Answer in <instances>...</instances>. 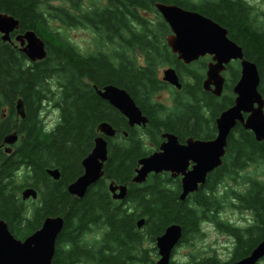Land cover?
<instances>
[{
  "label": "trees",
  "instance_id": "1",
  "mask_svg": "<svg viewBox=\"0 0 264 264\" xmlns=\"http://www.w3.org/2000/svg\"><path fill=\"white\" fill-rule=\"evenodd\" d=\"M156 3L196 11L226 28L244 57L256 64L264 99V12L255 15V6L246 0H90L88 5L82 0H0V13L19 20L18 32L33 30L47 51L44 59L31 62L0 38V145L9 133L18 135L10 153L0 147V218L23 240L46 217H62L53 264H155V239L171 224L182 228L179 244L198 237L203 222H213L233 237L227 261L193 253L186 264L234 262L264 240V141L239 123L228 136L222 165L183 201L179 180L167 173L132 182L139 159L158 149L164 132L176 134L182 143L189 137L213 139L215 119L233 105L232 89L240 76L239 62L233 61L227 65L222 95L205 91L209 57L190 64L177 59L165 42L170 28ZM54 20L59 27L90 28L95 48H77ZM164 67L175 69L181 90L159 78ZM106 85L124 89L147 117L146 125L129 126L97 95L93 87ZM162 90L171 93L170 105L155 100ZM18 99L24 118L16 115ZM48 107L58 112L52 128L43 119ZM101 122L116 130L106 137L104 174L78 198L67 186L82 174L81 161L100 135ZM249 167L250 173L245 171ZM49 169H57L59 178L53 179ZM110 182L127 185L124 199L112 198ZM26 187L37 191V199L22 200ZM226 204L248 211L250 222H223L220 213Z\"/></svg>",
  "mask_w": 264,
  "mask_h": 264
},
{
  "label": "water",
  "instance_id": "2",
  "mask_svg": "<svg viewBox=\"0 0 264 264\" xmlns=\"http://www.w3.org/2000/svg\"><path fill=\"white\" fill-rule=\"evenodd\" d=\"M155 6L170 28V33L165 38L166 44L179 60L190 64L200 57L210 56L202 82L205 91L220 96L225 83L223 72L227 65L233 60H238L240 65V76L232 89L235 95L233 105L223 110L215 119L216 136L213 139L189 137L180 143L176 135L166 132L163 133L165 140L159 149L139 159L137 163L132 179L134 183L145 182L152 173L170 172L172 177L181 175L179 199L183 201L205 184L210 172L221 166L228 136L237 123L250 130L257 141H264V99L258 88L260 76L256 64L244 57L241 46L229 38L226 28L196 11L186 10L174 4L156 3ZM18 28V19L0 13L2 40L14 44L31 62L44 59L47 55L45 42L33 30L18 33L15 36L16 44L11 41L10 32ZM162 79L177 89L182 87L172 67L163 70ZM93 88L97 95L127 119L129 126L146 125L147 117L124 89L114 85H106L101 89L96 86ZM15 109L16 115L24 118L21 99L17 100ZM97 130L100 135L94 139L93 148L81 161L82 174L67 186L68 193L78 198H82L87 189L103 176V165L108 154L106 137H112L116 132L108 122H101ZM17 139L16 132L9 133L3 138L0 147H3L5 153H10L11 145ZM47 173L53 179L59 178L57 169H49ZM108 187L113 199L125 198L127 185L110 182ZM20 195L22 200L36 199L38 193L33 187H26ZM143 223L142 218L137 222L138 228ZM63 224L62 217L48 216L37 230L21 240L10 232L7 223L0 218V264H53L55 243ZM181 236V226L171 224L162 235L156 237V264H170ZM263 258L264 240L245 257L227 264H257Z\"/></svg>",
  "mask_w": 264,
  "mask_h": 264
},
{
  "label": "rangeland",
  "instance_id": "3",
  "mask_svg": "<svg viewBox=\"0 0 264 264\" xmlns=\"http://www.w3.org/2000/svg\"><path fill=\"white\" fill-rule=\"evenodd\" d=\"M249 3L254 5V14H260V11L264 12V0H247ZM84 5L90 4V0H82ZM57 4V2L55 3ZM261 18V17H260ZM52 23L59 28L60 33H63L66 38L70 40L77 48L87 52L95 48L94 43V33L88 27L82 26H71V27H59L58 21H52ZM167 68H161L159 71V78H162L163 70ZM226 77L228 74L225 75ZM171 93L167 90H162L156 97L155 100L163 102L165 104L171 103ZM48 113L43 114L44 123L47 128H52L58 120V112L56 109L48 107ZM253 167L246 168L245 171L250 173ZM264 178V177H263ZM21 194V192H20ZM30 201V199H26ZM23 200V201H26ZM222 220L232 222L237 226H244L250 222V214L248 211H239L235 207L228 206L227 204L222 208L221 211ZM233 251V237L221 230L213 222H203L202 230L198 237L192 238L189 243L179 244L175 247L172 260L176 264H186L189 260V256L193 253L203 254V255H213L222 261H227L230 254ZM154 260L156 258L152 257ZM151 258V259H152ZM259 264H264V259L259 262Z\"/></svg>",
  "mask_w": 264,
  "mask_h": 264
},
{
  "label": "flooded vegetation",
  "instance_id": "4",
  "mask_svg": "<svg viewBox=\"0 0 264 264\" xmlns=\"http://www.w3.org/2000/svg\"><path fill=\"white\" fill-rule=\"evenodd\" d=\"M101 1H103V0H101ZM212 2L213 0H188V2L189 3H197V4H203L204 2ZM247 1V0H246ZM248 2V1H247ZM249 3V2H248ZM250 5H252L251 3H249ZM252 6H254V5H252ZM256 8V7H255ZM260 13H263V11H260ZM19 32L18 31H16V30H14V31H12V32H10V39H11V41H15V36L18 34ZM0 38H1V34H0ZM9 42V41H8ZM10 43V42H9ZM12 46H14L12 43H10ZM177 57V56H176ZM204 57H209V60L208 61H210V56H208V55H206V56H204ZM178 59V58H177ZM179 60V59H178ZM179 61H181V60H179ZM179 77V76H178ZM161 79V78H160ZM162 80V79H161ZM164 81V80H163ZM179 81H180V79H179ZM164 82H166V81H164ZM181 82V81H180ZM166 83H168V82H166ZM169 84V83H168ZM172 86V85H171ZM174 87V86H173ZM177 90H181V88L180 89H177ZM160 93V92H159ZM170 101H172V97H171V99H170ZM163 103V102H162ZM165 104V103H164ZM128 123V122H127ZM164 133H166V132H164ZM168 133H172V132H168ZM172 134H174V133H172ZM174 135H176V134H174ZM177 139H178V137H177ZM165 140V138H163V134H162V141H161V143L163 142ZM178 141L181 143V141L178 139ZM160 143V144H161ZM160 146V145H159ZM159 146H158V149H159ZM157 149V150H158ZM157 150H155V151H157ZM149 155V154H148ZM164 173H167V174H169L170 175V177L171 178H173V179H177V180H179V182H180V180H181V175H178V176H176V177H172L171 176V174H170V172H164ZM181 185V184H180ZM180 189H181V186H180ZM181 191V190H180ZM116 200V199H115ZM92 235V234H91ZM99 235H100V233H99ZM156 260L158 259V253H157V255H156ZM156 260H155V264H156ZM170 264H176V262H174L172 259H171V263ZM257 264H259V263H257Z\"/></svg>",
  "mask_w": 264,
  "mask_h": 264
},
{
  "label": "bare ground",
  "instance_id": "5",
  "mask_svg": "<svg viewBox=\"0 0 264 264\" xmlns=\"http://www.w3.org/2000/svg\"><path fill=\"white\" fill-rule=\"evenodd\" d=\"M80 176V175H79Z\"/></svg>",
  "mask_w": 264,
  "mask_h": 264
}]
</instances>
